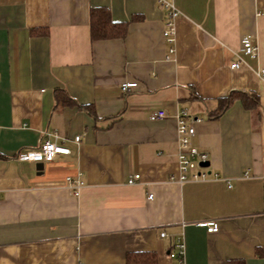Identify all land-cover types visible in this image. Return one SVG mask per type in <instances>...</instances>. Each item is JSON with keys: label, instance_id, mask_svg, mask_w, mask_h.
<instances>
[{"label": "crops", "instance_id": "crops-1", "mask_svg": "<svg viewBox=\"0 0 264 264\" xmlns=\"http://www.w3.org/2000/svg\"><path fill=\"white\" fill-rule=\"evenodd\" d=\"M164 2L179 14L171 61ZM92 7L143 18L126 37L92 40ZM57 89L79 105H59ZM240 89L258 94L256 109L235 100L209 117ZM182 110L204 119L191 143L209 153L207 180L171 179ZM47 132L71 153L22 160ZM69 176L85 182L79 196ZM178 236L184 262L170 257ZM141 250L158 264H264V0H0V264H129Z\"/></svg>", "mask_w": 264, "mask_h": 264}, {"label": "built area", "instance_id": "built-area-1", "mask_svg": "<svg viewBox=\"0 0 264 264\" xmlns=\"http://www.w3.org/2000/svg\"><path fill=\"white\" fill-rule=\"evenodd\" d=\"M163 6L167 9L168 19L164 23L163 27V42L167 44V52L165 58L168 61L174 60L176 53V25L175 20L179 16L175 6L169 2H164ZM242 51L244 54L254 57L258 53V46L252 42L251 37L246 35L241 39ZM232 67L239 66L238 62L233 63ZM137 82L127 81L122 84L124 91L130 90V88L136 87ZM167 117V113L164 110H157L152 112L150 118L163 119ZM177 119V133L179 136L178 147L179 152L177 161L179 162V174L178 176H171V179L180 183L184 181H198L207 180L208 176L207 167L203 166V162L209 161V153L202 150L199 147H195L191 143L192 137L197 135V125L204 122L203 118L191 117L186 110H182L175 115ZM80 136L75 137V141L79 142ZM71 149L65 145V138L57 133L47 132L40 146L21 156L22 160H29L34 162H51L60 155H69ZM214 176L219 177L218 174ZM140 174L130 177L128 182L130 184L137 183ZM67 182L70 188L73 190L76 196H79L81 189L85 186V182L80 177L69 176ZM154 194H149L148 199H153ZM206 227L209 233H214L219 230V224L216 220H203L198 223V226ZM162 237H168L165 231L160 234ZM185 242L183 236H178L176 239L174 250L171 251L170 257L177 259L179 262H184L186 251Z\"/></svg>", "mask_w": 264, "mask_h": 264}, {"label": "trees", "instance_id": "trees-1", "mask_svg": "<svg viewBox=\"0 0 264 264\" xmlns=\"http://www.w3.org/2000/svg\"><path fill=\"white\" fill-rule=\"evenodd\" d=\"M141 14H135L132 19L127 21H115L112 18L111 12L107 7H92L90 10V32L92 40L113 39L126 37L130 32V26L142 19ZM34 34H47L48 31L36 28ZM195 96L194 92L193 95ZM56 100L61 106L79 105L73 100L69 94L63 89L56 90ZM235 100L243 101L249 109H256L259 105V96L255 92L240 90H232L226 96L217 99L218 106L211 109L209 117L218 118L226 109L235 102ZM81 108L86 109L90 114L95 115L93 106L81 105ZM263 248L259 247L258 254ZM129 264H158L157 253L153 251L130 252L127 256ZM230 264H233L230 262Z\"/></svg>", "mask_w": 264, "mask_h": 264}, {"label": "water", "instance_id": "water-1", "mask_svg": "<svg viewBox=\"0 0 264 264\" xmlns=\"http://www.w3.org/2000/svg\"><path fill=\"white\" fill-rule=\"evenodd\" d=\"M202 165L208 167V166H210V161H208V162H203Z\"/></svg>", "mask_w": 264, "mask_h": 264}]
</instances>
